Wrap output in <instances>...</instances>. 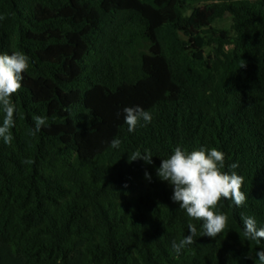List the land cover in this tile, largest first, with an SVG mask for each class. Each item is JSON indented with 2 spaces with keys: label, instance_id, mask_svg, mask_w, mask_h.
Listing matches in <instances>:
<instances>
[{
  "label": "trees",
  "instance_id": "1",
  "mask_svg": "<svg viewBox=\"0 0 264 264\" xmlns=\"http://www.w3.org/2000/svg\"><path fill=\"white\" fill-rule=\"evenodd\" d=\"M0 16V53L29 60L0 139V264H258L241 217L264 227V0H0ZM129 106L151 122L129 132ZM178 146L244 178L215 238L157 175Z\"/></svg>",
  "mask_w": 264,
  "mask_h": 264
},
{
  "label": "clouds",
  "instance_id": "2",
  "mask_svg": "<svg viewBox=\"0 0 264 264\" xmlns=\"http://www.w3.org/2000/svg\"><path fill=\"white\" fill-rule=\"evenodd\" d=\"M4 18L0 16V20ZM28 69V57L22 52L0 53V113H3L0 121V139L7 144L13 139L11 129L15 125L14 116L17 111L13 97L22 88L23 74ZM124 112L129 132H134L141 121L146 126L152 120V114L141 106L125 107ZM33 120L35 127L31 134L35 135L46 125L47 118L35 115ZM120 143V139H113L111 146L118 147ZM152 156L150 151L145 154L136 151L131 154L129 161L143 159L147 163H152ZM224 165L225 154L215 147L210 150L200 148L187 151L178 146L173 154L163 158L157 169L159 178L173 186L172 200L186 211L190 219L202 222L203 231L200 233L202 236L215 238L227 227V216L217 211L222 199L232 201L237 207L245 205L247 201V195L242 191L244 178L235 171L230 173L223 171ZM229 167L236 169L238 162L232 163ZM241 219L244 225L242 239L257 243L264 240V227L258 228L254 217L242 214ZM196 235L195 225L190 224L189 234L179 242L174 241L172 248L180 253L187 245L194 243ZM256 256L258 264H264V250L258 251Z\"/></svg>",
  "mask_w": 264,
  "mask_h": 264
},
{
  "label": "rangeland",
  "instance_id": "3",
  "mask_svg": "<svg viewBox=\"0 0 264 264\" xmlns=\"http://www.w3.org/2000/svg\"><path fill=\"white\" fill-rule=\"evenodd\" d=\"M220 25L221 26H223V25L229 26L230 25V21L227 19V20L221 22Z\"/></svg>",
  "mask_w": 264,
  "mask_h": 264
}]
</instances>
